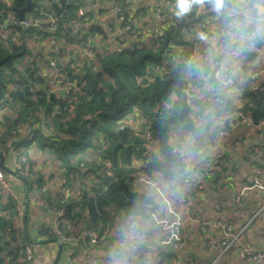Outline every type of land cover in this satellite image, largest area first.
I'll return each mask as SVG.
<instances>
[{
  "label": "trees",
  "instance_id": "1",
  "mask_svg": "<svg viewBox=\"0 0 264 264\" xmlns=\"http://www.w3.org/2000/svg\"><path fill=\"white\" fill-rule=\"evenodd\" d=\"M168 1L174 5L162 4L157 22V0L153 5L137 0H31L35 5L23 20L9 8L23 9L27 0H0V26L5 31L0 35L1 170L24 186L22 201L15 192L20 207L0 194V264H25V248L39 240L19 222L22 205V212L25 206L27 212L37 206L58 216L40 233L43 240L78 236L84 230L97 231L104 241L115 234L123 239L131 228L147 236L152 225L162 231L153 224L152 215L161 204L150 190L151 182L178 192L187 187L191 171L207 175L212 157L206 152L219 130L230 131L234 145H244L237 151L227 142L232 152L217 158L215 175L204 176L207 196L214 189L221 195L226 187L219 176L236 167L264 180V155L259 156L264 154V140L252 144L248 130L234 127L240 117L250 118L253 125L264 123V74L250 78L264 66V32L259 38L253 31L261 18L255 5L264 6V0H225L222 8L215 0ZM105 13L112 14L104 18ZM146 30L151 31L149 37ZM87 36L95 41L92 57L77 49ZM45 39L48 50L56 42L59 54L35 44ZM44 52L55 59V66H49ZM205 75L208 79L202 80ZM54 77L65 90L52 89ZM227 78L233 80L231 94ZM11 154L19 159V169L7 167ZM38 156L41 166L35 161ZM240 183L244 186L245 180ZM46 185L57 188L51 192ZM203 191L189 193L179 206L183 214L188 216L198 205ZM252 197L243 201L244 210L231 206L229 213L246 214L240 229L264 204V195ZM41 199L45 206L36 204ZM229 213L221 219L222 227ZM261 217L264 220V212ZM262 223L255 218L246 229ZM208 228L198 223L178 242L184 248L186 242L199 246L197 264H210L223 249L217 230L209 236ZM244 232L241 242L247 245ZM231 252H236L234 247ZM177 253L160 254V260L171 263ZM229 253L216 264L225 262Z\"/></svg>",
  "mask_w": 264,
  "mask_h": 264
},
{
  "label": "crops",
  "instance_id": "2",
  "mask_svg": "<svg viewBox=\"0 0 264 264\" xmlns=\"http://www.w3.org/2000/svg\"><path fill=\"white\" fill-rule=\"evenodd\" d=\"M154 2L155 0H149L150 5H153ZM247 14H248L247 18L250 19L249 11H247ZM261 29L264 32L263 27H261ZM230 138L231 136L228 138H223L221 140H218L217 142L215 141L214 145L208 148L206 154L210 155L212 158L216 155H219L220 150L229 149V147L227 146V142L230 146H233L232 147L233 150L239 149L238 151H242L244 144L240 143V144L234 145L232 140H229ZM14 161H15L14 156H12L11 154V157L8 158V160L6 161L7 167H10L11 170L13 169ZM3 163H4V160L2 158L0 168L3 167ZM210 174H211L210 169H208L207 175L204 174V172L200 170L191 171L189 180H188L189 183L187 184H190V187H192L194 191L196 189L199 190V187H201L205 191V189L207 188V182L205 181V178H211ZM6 175L8 177L6 178L8 182L10 183L11 188L15 190L14 192L18 194L19 198H23L24 197L23 196L24 195L23 184L19 180L15 179V177L11 175L10 173L8 174V172H6ZM259 180L264 182V180L262 179H259ZM169 188L171 187L169 186L168 189L162 188V190L163 191L166 190V196L169 198L171 206L174 208L176 207L177 210L180 211L181 214H183L179 206L184 205V204H179L178 202L181 196L180 192H182L184 189H188V193H187V198H188V195L191 192L190 191L191 188L185 187L183 189L177 190L178 192H175L174 190H171ZM150 190H153V192L155 193L156 200L158 201L160 200L159 204H161V208L156 212V214L161 217L165 216L167 218H170V216L165 214L164 200L158 196L157 191L153 187H151ZM261 195L263 196L264 194H261ZM209 196L211 197V194ZM252 198L259 199L258 197H252ZM227 199H228V202L230 203L227 202L226 206H227L228 212H230L231 206H234V205H233L232 200L229 199V196ZM202 201L203 199L201 198V201L198 203L199 208L195 209L193 207L190 210L191 212H189L188 214L186 213L188 216L183 214L184 217L185 218L190 217L191 219L194 220L193 218L194 216L196 217L195 221L199 222V221H205V220L208 221L209 218H211L212 216H216L212 214V209H214L213 206H211V211L210 210L202 211V207L204 206ZM24 203L26 204L25 198H24ZM244 204L247 205L246 202H244ZM33 207L34 206L30 207L32 208V210H29V212H27V210L24 209L21 214L23 216V226L25 230L27 229V231L29 232L28 234L32 237H37V236L39 237L38 242H35L30 248L32 255H33L32 261L29 262L26 260V258H24L26 262L25 264H36V262L38 261H49L50 264H154V260L157 257V254H159L157 258H160L161 256L160 254H162V256L165 257L169 255L168 251H171V250H175L176 252H178L177 256L170 257L171 263H167V262L162 263L160 261V264H197V261H196L197 254L200 253L201 251L199 246H194V248H189V247L187 248V245H186L184 248L182 246H179L178 242H173L172 245L170 244L165 247L159 246L158 244L159 239L165 237L167 234L164 231H160L158 228L154 227L153 225L152 227L154 229H152L151 231H148L147 233L148 236L144 234L140 239L137 240V248H138L137 260H132V257L135 256V252L132 251L127 241L128 233L134 232L135 230L138 231L136 228H131L130 231L127 232L123 236V239L121 238L120 234L112 235L109 238V240H105V241L104 239L100 237L101 240L96 245H92L88 242L87 239H83L82 237H80V235L85 230L80 235L76 236L77 237L76 240H73L71 238L67 240L66 237H71L73 235L63 236L62 238L55 239L54 241L43 240L42 238L40 239V236H41L40 233L46 227L50 225L53 226L57 220L56 218H54L53 215H51L52 214L51 211H48V210L42 211L40 208L33 209ZM37 209L39 211H42V213H38L36 211ZM260 209L262 210L261 211L257 210V212L261 216L264 212L263 210L264 204L260 206ZM237 213L236 214L238 215L239 220H241V218L244 219V217H246V214L245 213L241 214V211H238ZM231 214L232 213H229L228 216ZM226 215L227 214H225L224 216ZM260 220H261V223L263 222L260 227L253 226L250 230L246 229L244 232V240L247 245L243 244L242 242L241 244L246 246L247 248L245 249H247L248 251L260 252L264 250V235H262L264 234V220L262 219V217H260ZM92 231H95V230H92ZM159 231L161 232V234L158 233ZM181 233H184L183 227H182ZM207 235L211 236V226L209 227L207 231ZM177 246H179L180 250L177 248ZM238 250L239 249H235L236 251L235 253L227 255L226 258L224 259L225 262L222 261L219 264H247L245 262L241 263L242 261L238 260L239 258V255L237 254Z\"/></svg>",
  "mask_w": 264,
  "mask_h": 264
},
{
  "label": "built area",
  "instance_id": "3",
  "mask_svg": "<svg viewBox=\"0 0 264 264\" xmlns=\"http://www.w3.org/2000/svg\"><path fill=\"white\" fill-rule=\"evenodd\" d=\"M163 1L164 0H160V4L161 5L163 4ZM92 6L96 7L97 3L92 4ZM83 13H84V11L82 9H78V14L79 15H83ZM156 14L159 16V9L158 8L156 9ZM21 23L24 26H27V22L26 21H22ZM39 23H37V25ZM258 23L260 24V26L258 25L259 28L255 29L253 31H254V34L256 36L261 38L262 37L261 33L263 31L261 29V27H263V29H264V19L259 18ZM0 30H2V26H0ZM93 42H95V41H93V39L91 37L87 36V37L84 38V40L82 42V46H80L79 49H78V51L81 53L82 56L92 57V55H93V51H92L93 50L92 49ZM52 43H54V42H52ZM64 44H65V42H62L60 44V47L62 45H64ZM58 48H59V46L55 42L53 49H58ZM261 56H264V54H261ZM50 66H52V67L55 66V60H54V62H52L50 64ZM72 67L75 68L74 65ZM93 70L96 71L97 69L93 68ZM263 72H264V66H263V69L261 70V72H257L255 74L251 75L250 78L253 79L254 77H258V76L262 75ZM214 76H215V78H217L219 76V72L215 71L214 72ZM207 79H208V75H205V76L202 77V80H207ZM53 82L56 85V87L58 88V90H65V88L62 87V85H61V80L56 79L54 77L53 78ZM193 82L194 81H192L191 84ZM224 83L228 85L227 88H228V92L230 94L235 91V89L233 87V80L231 78H227L224 81ZM186 93H187V96L192 97V94H191L192 91L190 89H188ZM237 126L243 127L245 130H248V131H252V128L256 127L257 129H259L257 131L263 132L262 130H260V127L264 126V123H262V124L257 126V125H253L252 124V121H251L250 118L240 117V118L236 119L235 122H234V127H237ZM227 137H229V135L227 133H223V132L218 133V140H220V138L223 139V138H227ZM263 140H264V135H263ZM222 150H224V149H222ZM224 154H222V156ZM263 155H264L263 153H260L259 156L262 157ZM220 157L221 156H218V157L214 156V158H212V160H211V164H216V163H214V161L217 162V158H220ZM259 181H257V178L255 177L254 179L249 180L248 183L246 182L247 185L245 183L244 186L246 185V187H255L258 190H260L259 193L264 194V187L261 186V185H264V182L261 181V180H259ZM150 185H151V187H153L157 191L159 197H163L162 199L164 200V204H165V214L170 216V218H167L165 216L161 217V216H159L157 214H153L152 215L153 223L156 226L160 227L167 234L165 237L159 239V241H158L159 246H164L165 247V246H168V245L172 244L173 242H179L181 240V238H182V235H181L182 233L181 232H182L183 221L185 219L184 215L181 214L180 211H178L176 207L174 208V207L171 206L170 200H169V198L167 196H162V191L163 190H162V187L159 185V183L157 184L156 182H151ZM244 191H245V187H244V189H243V191L241 193L243 194ZM247 191H249V190H246V192ZM180 193H181V196H180V199H179L178 202H179V204H182V203L186 202L188 189H184ZM0 194L3 197H5V198H11L12 200H15L17 203H18V201H20L19 198H17V196H16L15 192L13 191V189L11 188V185L8 182L7 178H5L1 168H0ZM236 197L241 198L239 193H238V195ZM257 213L258 212H256V214ZM256 214H254L253 217H255ZM226 226H224V227H226ZM229 231L230 230H229V227H228L226 233L229 232ZM142 236L143 235L139 231H136V230L134 232L128 233V235H127V241H128V243L130 245V248L132 249V251L135 252V256L132 257V260H137V257H138V254H137V251H138L137 240L140 239ZM80 237H82L83 239H87L88 242L90 244H92V245H96L101 240V238L99 236V233L97 231H92V230H85L80 235ZM66 238H67V240H69L70 238L73 239V240L77 239L76 236H71V237H66ZM233 240L226 241V240L222 239L221 243H222V245L224 247L222 252H225L231 246ZM236 242L237 241L235 240V243ZM238 255H239V259H241L242 262H245L247 264H264V250L260 251V252H251V251H248L245 248L244 249L239 248ZM157 257L154 260V264H160L161 260H160V258H157ZM25 258L29 262H31L32 259H33V255H32V252H31L30 248H26ZM218 259H219V257H216L210 264H216ZM36 264H50V262L49 261H38V262H36Z\"/></svg>",
  "mask_w": 264,
  "mask_h": 264
},
{
  "label": "rangeland",
  "instance_id": "4",
  "mask_svg": "<svg viewBox=\"0 0 264 264\" xmlns=\"http://www.w3.org/2000/svg\"><path fill=\"white\" fill-rule=\"evenodd\" d=\"M137 1H143L145 4H147V5H150V3H149V0H137ZM173 2H174V0H172ZM169 1L168 0H164L163 1V4L164 3H168ZM169 5H174V3H171V2H169L168 3ZM154 6H157L158 8H159V16L156 14L155 16H156V20H157V22L158 21H160L161 20V16H162V11L164 10L163 9V5H161L159 2H158V0H157V3L154 5ZM110 14H112V13H109V14H107V13H105L104 14V18H109V16H110ZM116 15L119 17V21L120 22H123L122 21V19L120 18V15H119V13L117 14L116 13ZM116 16V17H117ZM11 18V17H10ZM120 24V23H119ZM147 32H146V34H145V37H149V35L151 34V31L150 30H146ZM145 33V30H143V34ZM0 35L1 36H5V31H3V30H0ZM49 38V37H48ZM47 38V39H48ZM47 39H45V41L47 40ZM51 40V39H50ZM50 40H48V41H50ZM36 45H40L41 46V48L43 47V45H44V47L48 50V47H47V41L46 42H40L39 40H37V42L35 43ZM80 46H82V43L80 44V45H78V47H77V49H79V47ZM32 48H33V50H35L36 51V49H38L37 48V46H35L34 44H32V46H31ZM49 51V53H55V54H58L60 51L58 50V49H52V50H48ZM74 52V50H71V53H73ZM44 53H46L47 55H46V57H49L50 58V60H49V66H50V64L52 63V62H54V58L51 56H49V54H48V52H44ZM76 57H77V53H76V51H75V56H73V60H75L76 59ZM67 60H68V58H66ZM73 65V64H72ZM72 65H71V67H72ZM50 67H52V66H50ZM73 68V67H72ZM74 69V68H73ZM264 73V72H263ZM54 91H56V90H58V88L56 87V85L54 84V86H53V88H52ZM235 128H240L239 126H237V127H235ZM235 128H233V129H235ZM257 130H259V129H257L256 127H253L252 128V131H249V133L247 132V136H250V137H252V144H255L256 145V142H258L259 140H262L263 139V135H264V131L263 132H259V131H257ZM220 132H223V133H227L229 136H231V133H230V131H228V130H219L218 132H216V139H215V141L217 142L218 141V133H220ZM262 138V139H261ZM220 140H221V138H220ZM239 150V149H238ZM237 150V151H238ZM245 150V152L246 153H250L251 152V149H247L246 150V148L244 149ZM232 152V150H231V148H229V149H224V150H220V153H219V155H216V157H218V156H221V157H224V158H226V154L228 153V152ZM30 153H32L33 155H37V153L35 152V151H29ZM23 153H27L26 151H23ZM225 153V154H224ZM222 154H224L223 156H222ZM258 155H259V153H257ZM236 155V157L238 156L237 154H235ZM13 156V155H12ZM35 157V156H34ZM239 158V157H238ZM36 160V162H37V164L39 163V161L41 162V160H40V158H39V156L37 157V158H35ZM14 160H15V157H14ZM17 162L19 161V159H17L16 160ZM16 161H14V164H13V168H20V166L17 164V162ZM214 163H216V164H212V166H211V160L209 161V163H208V167H209V169H210V171H211V174L210 175H215L214 173L215 172H213V169H215L216 167H219L218 166V161L216 162V161H214ZM39 165H40V163H39ZM41 166V165H40ZM211 166V167H210ZM39 167V166H38ZM225 167V166H224ZM47 168V169H46ZM49 167L48 166H45V172L46 171H49V169H48ZM222 168V167H221ZM18 169H15V170H18ZM234 170L235 171H230V172H228V171H226V173H222V175H220L219 176V178H218V181L220 182V184H225V187H226V189L225 188H221V195H217L216 193H215V189L213 190L214 191V194H213V192L212 191H210L211 193V197L209 196V197H207V194L205 193V191H203V194H202V199H203V201H202V203H203V207H202V211L203 210H210L211 211V206H213V207H216L215 209H212V214L213 215H216V216H212L211 218H209V220L207 221V220H205V221H199V222H196L195 220H196V217H194L193 216V218H194V220L193 219H191L190 217H187V218H185L184 219V221H183V225H182V227L184 228V233H186V232H188L189 230H190V228H193L194 227V225H196V224H198V223H201L202 225H205L206 227H210L211 226V230L212 229H215V230H217V232H218V234L215 236L216 238H218V240H220V239H224V240H226V241H230V240H233L235 237V239L232 241V244H231V246L225 251V252H222L223 251V249H224V247H223V249H221V251H220V254L217 256V257H221L224 253H226V252H229L230 251V248L232 249L233 247H234V249H239V248H241V249H244L245 247L241 244V240H242V236H241V233L243 232V231H245V229L247 228V226H248V224L252 221V220H254L255 218H260L261 216L259 215V213H257L256 214V212H255V214H256V216L254 217V218H252V219H249V217L247 218V223L240 229V228H238V227H241L243 224H242V220H239V218L236 216V215H233V214H231V215H229L228 217V219L229 220H226L227 218H224V222L226 223L225 225H227L226 227H222L221 226V219L223 218V216L225 215V214H227V213H229L228 212V210H227V206H226V203L227 202H225L224 201V199L226 200L227 198H228V196L230 195V197H229V199L230 200H232V202H233V205L235 206V207H237V208H240L241 210H243V208L245 207V206H247V205H245L244 204V200L246 199V198H249V197H252V196H260L259 197V199H261V197H262V195H261V193H259L260 192V190H258L257 188H255V187H246V185H247V183H248V181L249 180H251V179H254L256 176H254L253 174H251V175H247V174H245V173H240V171H238L239 170V168H234ZM255 171V170H254ZM3 174H4V176H5V178L7 177V175L3 172ZM8 178V177H7ZM257 178V177H256ZM17 180H18V178H17ZM245 180V183H246V185L245 186H239L241 183L240 182H242V181H244ZM257 181H259L258 179H257ZM219 182H218V185L219 186H221L220 184H219ZM260 182V181H259ZM187 185V187H189V188H191V192H193L194 191V189L192 188V187H190V184H186ZM261 186H263L264 187V185H261ZM222 187V186H221ZM244 187H245V191L243 192V194L241 193L242 191H243V189H244ZM47 188H49L50 190H51V192H54L55 190H56V188L57 187H50L49 185H46V187H45V189H47ZM199 190L200 191H202V188L201 187H199ZM218 189H216V191H217ZM246 190H249V191H247L246 192ZM236 191H238V193L240 194V196H241V198H238V197H236L235 195H238V193L236 194ZM228 195V196H227ZM162 196H166V190L165 191H162ZM161 199L163 198V197H160ZM20 200H21V198H20ZM22 201V200H21ZM36 201V200H35ZM44 200L43 199H41V200H39V201H36V204H40V205H42V206H45L43 203ZM186 201H187V198H186ZM191 201H193V200H191ZM18 203H19V201H18ZM186 203V202H185ZM185 203H182V204H185ZM35 204V205H36ZM211 204H213V205H211ZM19 207H20V203H19ZM22 208H23V205L21 206V214H22ZM36 208H38L37 206H34L33 207V209H36ZM195 209L196 208H199V205H197L196 207H194ZM24 209H26V208H24ZM27 210V209H26ZM30 210H32V208H30ZM262 209H258V211H261ZM38 213H42V211H39L38 209L36 210ZM237 211V210H236ZM199 212V211H198ZM214 212V213H213ZM50 213V212H49ZM51 215H53L54 216V218H57L58 216L55 214V212L54 211H51ZM219 214V215H218ZM238 214V213H237ZM209 221H211V222H209ZM20 222V224L22 225L23 224V222L22 221H19ZM229 227V232H227L226 233V231H227V228ZM22 228H24V226L22 225ZM209 229V228H208ZM238 229H240L238 232H235V231H237ZM201 230V229H200ZM163 231V230H162ZM213 231V230H212ZM196 232V231H195ZM197 233V232H196ZM235 240L237 241L236 243H235ZM186 244H187V248L189 247V248H193V243L192 242H186ZM213 246V249H214V246H215V248H218V246H216L215 244H212L211 245V247ZM220 246H223L222 245V243H220ZM25 251H26V248H25ZM229 254H232V252L231 253H229ZM241 263H244V262H241Z\"/></svg>",
  "mask_w": 264,
  "mask_h": 264
},
{
  "label": "clouds",
  "instance_id": "5",
  "mask_svg": "<svg viewBox=\"0 0 264 264\" xmlns=\"http://www.w3.org/2000/svg\"><path fill=\"white\" fill-rule=\"evenodd\" d=\"M193 2H197V0H185L186 4H191ZM225 0H215V4L217 8H222L224 6ZM257 12L260 14L261 19H264V6L255 5Z\"/></svg>",
  "mask_w": 264,
  "mask_h": 264
},
{
  "label": "water",
  "instance_id": "6",
  "mask_svg": "<svg viewBox=\"0 0 264 264\" xmlns=\"http://www.w3.org/2000/svg\"><path fill=\"white\" fill-rule=\"evenodd\" d=\"M34 5L35 4H33L31 0H27V5L25 8L23 9L9 8V9H12L19 16L20 20H23V15L29 12L34 7ZM1 160H2V157L0 156V166H1Z\"/></svg>",
  "mask_w": 264,
  "mask_h": 264
}]
</instances>
